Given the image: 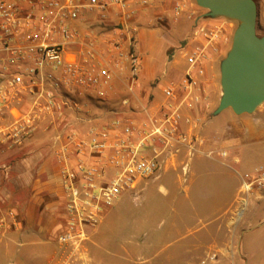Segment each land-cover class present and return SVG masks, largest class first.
I'll return each instance as SVG.
<instances>
[{
    "label": "crops",
    "instance_id": "obj_1",
    "mask_svg": "<svg viewBox=\"0 0 264 264\" xmlns=\"http://www.w3.org/2000/svg\"><path fill=\"white\" fill-rule=\"evenodd\" d=\"M255 1L259 10L258 22L264 27V0ZM82 2L88 5L90 0ZM177 6L179 11L175 10ZM131 10L137 12L132 20L136 28L134 49L141 59L138 85L133 91L128 87V73L117 70L104 99L94 94L88 96L65 92L68 104L62 111L39 115L32 122L30 133L22 135L21 139L15 135L13 126L19 113L37 111L33 98L18 94L12 98L9 107L0 112V249L17 251L19 264L90 263L87 249L62 246L58 242L67 214L57 137L71 131L83 134L88 119L95 125H103L105 118H114L115 109H120L127 97H132L134 103L140 102L138 91L146 92L153 82L159 81L170 71L178 76L170 83L180 81L187 64L181 53L182 46H178L185 41L191 42L194 37L205 47L206 74L210 78L216 68L220 69L222 60L231 50L238 27L237 22L224 17L207 16L208 10L198 6L195 0H153L146 7L134 3ZM122 24L119 8L112 7L105 12L87 8L74 25L82 33L96 34L103 56L109 57L108 50L113 42L122 40L119 37ZM123 26L125 30L126 24ZM205 32L212 35L207 36ZM163 35L168 44L161 55H156L157 43L160 44L158 37ZM128 46L127 40L124 49ZM174 47L178 48L177 53L170 59L169 51ZM75 49L79 50V47ZM146 52H152V55ZM181 63L185 65L183 70L177 68ZM162 64L166 68L159 73ZM203 115L201 134L216 127L206 121V112ZM237 116L240 118L229 123L223 131L220 130L222 148L228 149L226 158L216 152L217 147L211 141L204 144L198 154L211 159L217 155L218 159L214 161L225 167L242 165V168H247L250 161L264 164V147L255 150L249 148V143L264 141V110ZM210 152L213 154L209 155ZM200 166L204 171L208 170L203 164ZM228 172L232 181L238 180L240 171L232 172L229 168ZM228 191V182L224 180H202L196 190L197 203L207 205L210 223L209 228L197 233L187 247L185 252L189 258L186 264H203L204 261L205 264H264V193L259 199H250L244 211L237 213L238 204L232 209L237 191L235 194ZM172 228L177 229L175 225ZM3 239H7L8 243L4 244ZM213 254L217 257L210 261L209 257Z\"/></svg>",
    "mask_w": 264,
    "mask_h": 264
},
{
    "label": "built area",
    "instance_id": "obj_2",
    "mask_svg": "<svg viewBox=\"0 0 264 264\" xmlns=\"http://www.w3.org/2000/svg\"><path fill=\"white\" fill-rule=\"evenodd\" d=\"M82 1L0 0V112L18 94L33 98L37 109L19 113L13 126L19 139L30 133L39 115L62 111L68 104L65 92L104 99L117 70L128 73L130 91L138 83L141 59L132 39L137 12L131 6L146 7L153 0H90L88 5ZM112 7L119 8L126 28L122 24L121 42H113L109 57H104L96 34L82 33L74 24L87 8L105 12ZM175 10L179 11V6ZM127 40L129 46L124 49ZM204 48L195 37L183 48L187 70L180 81L163 87L160 116L149 115L139 124L111 119L91 126L85 134L71 131L57 137L67 214L59 244L82 248L89 230L123 194L134 191L161 169L174 167L182 156L190 161L201 151L204 140L198 135L192 111L200 103L198 92L206 75ZM219 155L226 158L228 152ZM187 167L188 162L183 167L185 173ZM262 192L264 167L243 175L237 213L244 211L254 194ZM216 257L213 254L209 260Z\"/></svg>",
    "mask_w": 264,
    "mask_h": 264
},
{
    "label": "rangeland",
    "instance_id": "obj_3",
    "mask_svg": "<svg viewBox=\"0 0 264 264\" xmlns=\"http://www.w3.org/2000/svg\"><path fill=\"white\" fill-rule=\"evenodd\" d=\"M257 32L260 36L264 35V27L259 22ZM132 39L134 47L135 33H133ZM158 39L160 44L157 43L155 54L161 55L168 40L165 35ZM189 42L185 41L178 48L182 46L183 50ZM178 48L174 47L169 51L170 59L177 53ZM146 53L152 55V52ZM178 53L180 52L178 51ZM181 53L185 55L184 51ZM184 67V63H181L177 68L183 70ZM165 68L164 64L160 65L159 73H162ZM176 77H178L177 74H172L170 71L159 81L153 82L146 92L139 90L140 102L134 103L132 97L129 96L130 99L127 97L128 103H121L120 109H115L114 118L112 116L109 119L105 118V122L111 119H120L139 124L145 122L149 115L160 116L163 112L161 106L164 103L162 89ZM198 93L200 103L197 110L192 111V117L199 124L198 135L204 140V144L213 142L217 147L216 152H228V149L222 148L223 138L220 130L223 131L229 123L234 122L240 116L235 115L230 109L219 115L214 113L222 96L219 68H216L210 78H207V74L205 75ZM263 110L264 104L257 109L259 113ZM204 112H206V121L216 127H213L208 133L204 132L203 134L202 132L201 134ZM93 125L95 124L92 123V120L88 119L85 131ZM258 147L263 148L264 141L249 143V148L252 150ZM216 156L212 158L218 159ZM214 159L198 153H195L190 161L182 156L174 167L161 169L152 178L141 181L134 191L123 194L106 212L102 221L89 230L88 240L81 248L87 249V257L90 260L88 264H186L185 262L189 258L185 252L187 247L197 233L209 228L208 224L210 223L207 205H199L198 197H195L198 196L196 190L202 180L203 182L205 180L228 182V192L234 191L233 194H235L237 191L232 207L234 210L237 207L242 176L256 168L264 167V164L258 161L248 162L249 167L247 168H242V165L225 167ZM187 162L188 167L185 173L183 167ZM200 164H203L208 170L204 171ZM229 168L232 172L240 171L238 180L233 179L232 181L231 173L228 172ZM263 193L254 194L251 199H259ZM230 214L234 213L230 212ZM173 225L177 229H173ZM3 243H8L7 239H3ZM19 260L17 251L9 252L6 249H0V264H19Z\"/></svg>",
    "mask_w": 264,
    "mask_h": 264
},
{
    "label": "water",
    "instance_id": "obj_4",
    "mask_svg": "<svg viewBox=\"0 0 264 264\" xmlns=\"http://www.w3.org/2000/svg\"><path fill=\"white\" fill-rule=\"evenodd\" d=\"M207 16L238 23L231 50L220 65L222 96L215 115L232 109L236 115L254 114L264 104V35L257 32L255 0H195Z\"/></svg>",
    "mask_w": 264,
    "mask_h": 264
}]
</instances>
